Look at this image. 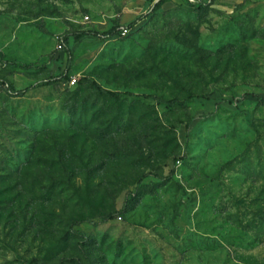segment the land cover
Wrapping results in <instances>:
<instances>
[{
    "label": "rangeland",
    "instance_id": "obj_1",
    "mask_svg": "<svg viewBox=\"0 0 264 264\" xmlns=\"http://www.w3.org/2000/svg\"><path fill=\"white\" fill-rule=\"evenodd\" d=\"M157 1L0 0V264H264V0Z\"/></svg>",
    "mask_w": 264,
    "mask_h": 264
},
{
    "label": "trees",
    "instance_id": "obj_2",
    "mask_svg": "<svg viewBox=\"0 0 264 264\" xmlns=\"http://www.w3.org/2000/svg\"><path fill=\"white\" fill-rule=\"evenodd\" d=\"M171 1L172 0H158L154 4L150 14H148L145 17L139 18L138 20L133 22L130 25V27L135 26L136 24L140 23L146 17H149V15L159 11L165 4H167V3L171 2ZM211 1H212V3H214L216 0H211ZM198 8L201 9V10H204V9H206V5L203 2H201ZM119 34H121V28L116 26V27H113L112 29H110V30H108L106 32H79V33L73 34V36L75 37V39L77 41H80V40H82V39H84L86 37H92V38L100 40V39L116 37ZM62 43H63V46L67 48L68 38L67 37L63 38ZM67 55H68L67 69H70L72 67V65H73V52L71 50L67 49ZM67 80H68L67 74H62L60 76L47 79V80L39 83L38 86L51 87V86L57 85L60 82L67 81ZM5 85H6V83L2 82L0 80V86H5ZM92 86L94 87V89L96 90L97 94L100 97L109 98V99L118 101V100L121 99V97H123L125 95V94L120 93V92H113V91H110V90H106V89H104L101 85H99L96 82H93ZM35 88H36V86H31V87H28V88L23 89V90H16L14 87H10L9 86L8 91L12 95L24 96L25 94H27L28 92L34 90ZM155 99H156L158 104L165 105V106H168V107H171V108H173V107H183L184 104H185L184 101H181V100H178V99H172V100H164L163 98H155ZM108 219L109 220L114 219L113 215L112 214L109 215Z\"/></svg>",
    "mask_w": 264,
    "mask_h": 264
}]
</instances>
